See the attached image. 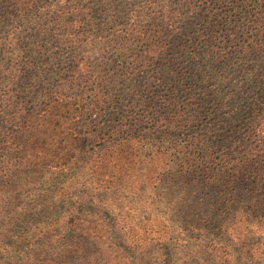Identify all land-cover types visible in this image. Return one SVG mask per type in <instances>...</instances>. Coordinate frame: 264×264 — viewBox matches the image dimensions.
<instances>
[{"label":"trees","instance_id":"16d2710c","mask_svg":"<svg viewBox=\"0 0 264 264\" xmlns=\"http://www.w3.org/2000/svg\"><path fill=\"white\" fill-rule=\"evenodd\" d=\"M97 1L94 14L85 0L66 14L69 1L0 0V28L19 19L10 53L0 38V212L13 194L55 183L72 205L7 237L8 264H147L150 255L193 264L184 234L206 239L201 248L210 263L233 264L236 247L251 258L264 254L261 236L250 232L249 242L238 243L215 234L210 201L200 192L222 183L234 193L247 186L245 175L264 174V0L203 2L200 43L215 53L199 59V50L191 56L182 45L187 71L164 73L152 86L158 97L128 80L167 64L176 41L169 0H133L141 10L118 17L129 25L120 36L123 65L105 63L104 49L94 58V40L72 34L105 11L109 0ZM62 31L86 57L76 56L68 71L39 69L37 59L19 69L17 61L36 55L40 33L50 41ZM240 61L259 73L244 78L241 90L230 89ZM13 184L21 190L10 194Z\"/></svg>","mask_w":264,"mask_h":264},{"label":"rangeland","instance_id":"374dc122","mask_svg":"<svg viewBox=\"0 0 264 264\" xmlns=\"http://www.w3.org/2000/svg\"><path fill=\"white\" fill-rule=\"evenodd\" d=\"M68 1L69 5L67 8L69 6L71 8L67 10L64 9V12L66 14H70L72 12L74 13V11H72L75 10L74 4L80 2L81 0H59V4L63 7H66L65 4ZM85 1L86 2H84L83 6H86L85 8L87 9L88 13L94 14V11L99 10L102 6V4H98V1L95 2V0H92V2L89 0ZM190 1L192 2L184 3L182 0H178L177 2L169 0L167 2L172 7L170 11L173 12L172 15L170 14L169 20L170 18L171 20L173 19V24L175 25L174 29L176 30V41L173 45V50L168 52L166 55L165 60H167V64H164L162 68H160L155 63L151 68L147 69L143 79L135 76L132 78V80H128L129 86L134 82H136L135 84L137 86L140 85L141 82L142 85L147 84L144 87L148 88L145 96L158 97L160 91H155L156 87H154L153 89L155 90L152 91V86H158L162 84L160 82V77L164 76V73L166 75H169V73L172 75L176 74V71L179 73L181 72L182 74L186 73L187 65L184 66L182 63L185 60V53H181L182 45H188L187 49L190 51L191 56H196L195 51L199 50V56L196 57L199 59L202 57L210 59L211 55L215 53V48L213 50H209L207 46L204 48L200 43L201 36L199 32L202 35L204 30V18L203 20L200 19L204 13L203 10L205 3L203 2L209 0ZM107 4L108 5L106 6L105 11L103 10L102 13L95 14V18L93 19L90 27L76 26L74 27L72 34L74 33L76 40H79L80 42L94 40L93 44H95L97 47L93 54L94 58L104 54L102 52V49H104L105 51L109 52V54L106 53L108 60H104L105 63L111 61L114 64L116 63L117 65H123L125 58H123L124 53L120 48L121 45H119L122 41L120 36L123 35L124 30L127 29L129 25L127 24L128 20H126V22L123 21L122 23L121 21H118V17L120 16L125 18L128 12H131L132 10L138 12L141 10V7L133 0H109ZM122 6L125 8L120 13ZM75 8H78V6ZM18 20L19 19H16L13 24L10 23L8 26L0 28V38H4V48L8 53H10L11 49L13 48L10 47V45L12 43L15 44L14 42L16 40V33H13V31L16 32L18 29ZM64 33L65 31H62L61 37L58 36L54 40L50 41L41 39L40 35H43V33H40L39 38L34 41L36 45L33 47V50L36 51V55H34L32 58L27 56V60L20 59L17 61L18 63L22 64L19 66V69H28V63H35L37 59V61H41L42 63L40 67H37L39 69L55 71L66 69V71H68L69 69H67L66 66H70L72 61L75 60L76 56L79 54L81 56L82 53H84L83 57H86V52L81 50L74 51V46L68 42L69 36L64 35ZM56 35H58L57 31ZM28 36L31 35L28 33L24 34V38ZM64 39L66 40L64 41ZM72 39L75 38H70L69 40ZM29 44H31V42ZM131 48L133 47H128L127 50L129 51ZM233 48L234 49L232 52L235 54L238 53L239 49L236 46ZM192 52H194V54ZM9 56L10 54L7 56L8 59ZM2 58L3 56H0V60ZM255 61L257 60L254 58V62ZM237 63L238 65L234 69L236 70L235 79H228V86L230 89L241 90L242 87L248 82L244 78H250L249 74H255V72H259L254 70L252 66L245 67L243 61ZM242 64L243 72L240 71L242 70ZM118 69L120 70V68ZM244 69H246V71ZM240 74H244V77H240ZM120 75L121 74L118 75V80L122 82L123 80L120 79ZM160 88L162 95H165L166 93L168 94V87L161 86ZM122 100L124 101V98H122ZM143 104L144 103L140 104V106ZM251 175L252 174L250 173L248 176H244L247 186L239 188L238 191L234 193H232L230 188H225V185L222 186V183H214L209 188L201 186L200 191L203 194L201 198L208 199L210 201V207L212 210L210 224L214 228L213 232L215 234H220L221 231H223L224 233L233 236V238H235L234 240L238 243L242 241L245 242L250 232L254 234L252 238L261 236L262 240L264 241V179L262 180V175L264 174H260L258 177L256 172L255 175L251 177V179H247ZM57 184L58 183L53 185L49 184L34 186V188H31L32 194L25 191H19L17 194H13V199L11 201L10 198H8L9 206H7L6 211L0 212V264H8V252L11 251V248L7 247V244L10 243V240L7 237H10L11 235L16 236L23 233L26 228L32 226L35 227L40 222L48 221L49 216L52 215V212H57V214L60 215L64 210L72 207L71 204L69 205L70 199H66L67 194H63L64 190L59 191L60 187ZM17 190H21L20 187L16 184H13V188L9 191V193L12 194ZM184 235H182L184 242L190 243V248L192 247L194 250L193 252L195 253L194 257L196 255L195 262L192 261L193 264H215V262L210 263L209 257L205 253L203 254L201 242L206 240L204 237L200 238L197 236V234L195 237H193L192 234H188L186 236ZM246 242H249V240ZM183 243L179 244L181 253L184 252L183 245H181ZM199 248L201 249V253ZM236 250L237 256L233 264H264V254H258L256 257L251 258L248 253L245 252V250L243 251L242 248L236 247ZM174 254H176V252ZM147 264H170V261L168 259L162 261V259L157 255H150L147 259Z\"/></svg>","mask_w":264,"mask_h":264}]
</instances>
